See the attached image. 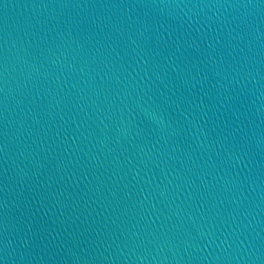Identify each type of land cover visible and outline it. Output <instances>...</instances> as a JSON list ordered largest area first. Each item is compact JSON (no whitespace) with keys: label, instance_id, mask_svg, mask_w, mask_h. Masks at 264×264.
Wrapping results in <instances>:
<instances>
[{"label":"water","instance_id":"95a60500","mask_svg":"<svg viewBox=\"0 0 264 264\" xmlns=\"http://www.w3.org/2000/svg\"><path fill=\"white\" fill-rule=\"evenodd\" d=\"M0 264H264V0H0Z\"/></svg>","mask_w":264,"mask_h":264}]
</instances>
